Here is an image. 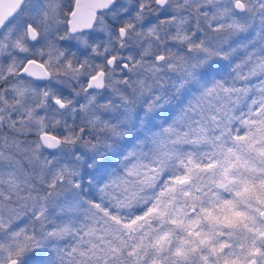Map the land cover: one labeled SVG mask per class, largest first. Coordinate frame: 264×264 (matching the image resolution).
<instances>
[{
    "label": "snow or ice",
    "instance_id": "1",
    "mask_svg": "<svg viewBox=\"0 0 264 264\" xmlns=\"http://www.w3.org/2000/svg\"><path fill=\"white\" fill-rule=\"evenodd\" d=\"M0 264H264V0H0Z\"/></svg>",
    "mask_w": 264,
    "mask_h": 264
}]
</instances>
